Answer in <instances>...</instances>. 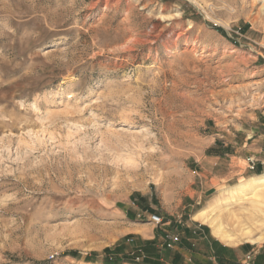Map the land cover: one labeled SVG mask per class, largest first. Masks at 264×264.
Returning <instances> with one entry per match:
<instances>
[{
  "label": "rangeland",
  "instance_id": "rangeland-1",
  "mask_svg": "<svg viewBox=\"0 0 264 264\" xmlns=\"http://www.w3.org/2000/svg\"><path fill=\"white\" fill-rule=\"evenodd\" d=\"M260 5L0 0V264H197L195 213L264 173Z\"/></svg>",
  "mask_w": 264,
  "mask_h": 264
},
{
  "label": "bare ground",
  "instance_id": "bare-ground-1",
  "mask_svg": "<svg viewBox=\"0 0 264 264\" xmlns=\"http://www.w3.org/2000/svg\"><path fill=\"white\" fill-rule=\"evenodd\" d=\"M257 1L261 4L258 11L260 13L261 9H264V0ZM227 194L228 197L217 198L206 205L193 218L209 226L211 233L226 245H238L241 241L262 242L264 240V173L237 182ZM223 211H226L227 222L232 227L230 230L224 224L221 214ZM257 230L258 233L253 235Z\"/></svg>",
  "mask_w": 264,
  "mask_h": 264
},
{
  "label": "crops",
  "instance_id": "crops-1",
  "mask_svg": "<svg viewBox=\"0 0 264 264\" xmlns=\"http://www.w3.org/2000/svg\"><path fill=\"white\" fill-rule=\"evenodd\" d=\"M223 155H224V152H217V155H215L214 158L219 159ZM230 162H231V167L235 168L234 165H236V156L233 155ZM215 164L221 165L220 162H216ZM220 165H219V167H220L219 169L222 170V167ZM234 175H236V174H234ZM220 243L222 245L227 246L225 243H223L218 238H216L213 234L211 236L209 233L205 234L204 231L201 230V232L197 236L196 248L194 251L187 249V247H183V248H180L178 250L181 254V257H179V262L182 261L183 255L188 256L191 254V256H193V260L197 264H213L214 258L216 256V254L218 253V248L219 247L222 248ZM235 246H237V245H235Z\"/></svg>",
  "mask_w": 264,
  "mask_h": 264
},
{
  "label": "built area",
  "instance_id": "built-area-1",
  "mask_svg": "<svg viewBox=\"0 0 264 264\" xmlns=\"http://www.w3.org/2000/svg\"><path fill=\"white\" fill-rule=\"evenodd\" d=\"M149 221L154 225H159L163 223L162 218L157 214H152L151 216H149Z\"/></svg>",
  "mask_w": 264,
  "mask_h": 264
},
{
  "label": "trees",
  "instance_id": "trees-1",
  "mask_svg": "<svg viewBox=\"0 0 264 264\" xmlns=\"http://www.w3.org/2000/svg\"><path fill=\"white\" fill-rule=\"evenodd\" d=\"M104 263L105 264H121V261H119L117 259H113V260L105 259Z\"/></svg>",
  "mask_w": 264,
  "mask_h": 264
}]
</instances>
